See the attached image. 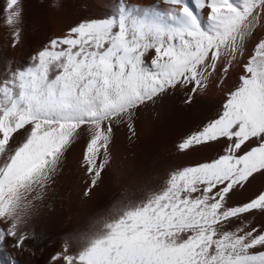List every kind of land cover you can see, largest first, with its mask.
Returning <instances> with one entry per match:
<instances>
[{
    "label": "bare ground",
    "instance_id": "1",
    "mask_svg": "<svg viewBox=\"0 0 264 264\" xmlns=\"http://www.w3.org/2000/svg\"><path fill=\"white\" fill-rule=\"evenodd\" d=\"M263 76L264 0H0V157L59 137L76 152L92 143L96 151L103 135L134 139L138 154L163 139V149L198 144L206 166L235 171L238 183L259 158ZM231 124L233 136L223 133ZM257 183L238 192L257 196ZM9 210L2 229L33 228L36 244L74 243L80 260L33 244L22 261L0 235V253L10 255L0 264H136L99 247L109 236L94 218L37 211L24 221Z\"/></svg>",
    "mask_w": 264,
    "mask_h": 264
},
{
    "label": "rangeland",
    "instance_id": "2",
    "mask_svg": "<svg viewBox=\"0 0 264 264\" xmlns=\"http://www.w3.org/2000/svg\"><path fill=\"white\" fill-rule=\"evenodd\" d=\"M261 85L258 92L262 95L264 89ZM261 95L258 94L259 112L264 120V96ZM230 113L232 119L237 110ZM248 121L245 120L241 125L244 127H240L243 134L248 128L245 137L251 134L249 131L253 126ZM263 122H260L261 126L258 123L262 134L258 161L248 167L251 169L241 172V184L234 180L235 171L206 166L200 147L195 143L181 147L169 145L163 149V139H156L161 144L150 145L141 154L135 151L134 139H128L125 144L127 141H115L104 135L97 139L100 148L95 147L96 151L92 149L96 144L93 146L92 143L91 150L90 144L89 150L86 145L82 152H76L72 150L76 143L63 138L66 142L63 144L61 137L58 138L60 142L53 139L54 142L32 148L22 146L6 162L3 163L4 158L0 157V228L11 208L14 215L24 221L37 216V211H48L50 218L57 214L69 218H94L97 224L93 225L109 236L102 243V240L98 242L99 247L119 254L125 251L136 264H227L225 262L229 263L239 254L229 252L234 245L212 246L216 241H209L207 235L216 228L238 222L244 216L256 215L264 219ZM232 126L223 133L233 136L237 129L233 131ZM1 146L6 145L0 134ZM261 152L263 158H260ZM92 153L98 156L96 166L90 160ZM250 156L249 153L245 158ZM257 178L261 194L259 190L257 196L247 194L246 190V193L242 191L243 194L238 192L239 186ZM255 228L264 232V220L260 226H253ZM0 235L7 238V251L18 253L22 261L30 260L32 249L39 248V245L46 253L60 246L67 252L64 261L79 259L75 253H70L69 248L71 244L76 245L74 243H60L59 238L51 236L47 240L50 243L36 244L33 228L13 231L1 228ZM22 248L27 253L19 250ZM7 251H1L0 258L5 255L4 259L10 261ZM255 264H264V260Z\"/></svg>",
    "mask_w": 264,
    "mask_h": 264
},
{
    "label": "crops",
    "instance_id": "3",
    "mask_svg": "<svg viewBox=\"0 0 264 264\" xmlns=\"http://www.w3.org/2000/svg\"><path fill=\"white\" fill-rule=\"evenodd\" d=\"M262 220L264 219L256 217V215L244 216L238 222H232L230 226L216 228L211 234L207 235V239L218 242L212 243V246L222 243L234 245L229 252L234 251V254H239L233 256L234 258L232 257L229 263L225 262L227 264H255L261 262L264 260V232L256 228L253 229V226H260Z\"/></svg>",
    "mask_w": 264,
    "mask_h": 264
}]
</instances>
